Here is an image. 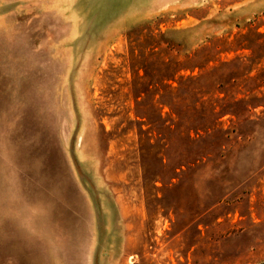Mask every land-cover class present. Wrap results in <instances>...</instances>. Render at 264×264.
Here are the masks:
<instances>
[{
	"label": "rangeland",
	"instance_id": "1",
	"mask_svg": "<svg viewBox=\"0 0 264 264\" xmlns=\"http://www.w3.org/2000/svg\"><path fill=\"white\" fill-rule=\"evenodd\" d=\"M0 264H264V0H0Z\"/></svg>",
	"mask_w": 264,
	"mask_h": 264
}]
</instances>
